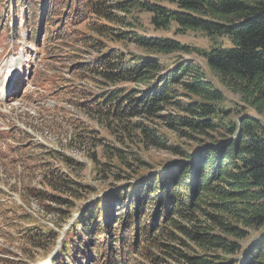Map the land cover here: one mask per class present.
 Wrapping results in <instances>:
<instances>
[{"label":"trees","instance_id":"obj_1","mask_svg":"<svg viewBox=\"0 0 264 264\" xmlns=\"http://www.w3.org/2000/svg\"><path fill=\"white\" fill-rule=\"evenodd\" d=\"M45 1L68 11L67 19L94 18L87 33L76 32V42L98 55L79 59L81 49L76 47L70 55L73 74L77 71L102 90L82 93L85 111L127 147L176 158L129 187L88 199L74 223L79 231L71 249H62L51 264H88L92 251L100 257L106 237L105 248L116 256L132 247L148 264H264V0H31L33 24ZM24 2L19 0L21 6ZM143 13L151 16L156 30L170 31L175 25L181 34L200 32L212 48L198 50L169 38L140 35L137 14ZM52 16L53 23L63 22ZM50 36L51 42L66 40L60 34ZM31 37L37 40L38 32ZM104 43L135 44L156 56L195 54L240 104L227 107L224 92L193 62L178 59L168 68L156 56L122 52ZM105 155L132 168L127 151L110 146ZM92 161L105 175L111 170L96 157ZM47 174L48 191L34 195L54 205V211L66 213L56 206L70 210L73 200L94 192L67 173ZM253 234L256 238L245 246ZM24 238L38 248L44 241L57 242L59 234L34 229Z\"/></svg>","mask_w":264,"mask_h":264},{"label":"rangeland","instance_id":"obj_2","mask_svg":"<svg viewBox=\"0 0 264 264\" xmlns=\"http://www.w3.org/2000/svg\"><path fill=\"white\" fill-rule=\"evenodd\" d=\"M24 1L21 6L19 0H0V264H51V259L59 256L62 249H71L75 233L79 231L74 223L88 199L99 198L115 188L129 187L141 176L154 173L155 168L176 158L160 151H145L136 145L127 147L119 135L113 134V130L107 129L81 106L86 101L82 93L102 92L95 81L85 80L69 68L73 65L70 55L74 47L81 49L79 59L89 60L98 55L97 51L76 42L79 36L76 32L87 33L94 18L88 21L84 17L67 19L68 11L63 12L54 2L48 5L49 1H45L46 7L40 10V18L33 24V14L28 8L31 0ZM141 1L157 3L156 0ZM159 4L175 9L167 3ZM52 15L61 17L63 22L53 23ZM137 16L142 24L137 29L140 35L169 38L198 50L212 48L211 40L200 32L181 34L175 25L170 31L156 30L149 14ZM33 29L38 32L37 40L31 37ZM51 33L63 35L65 42H51ZM105 45L122 52L156 56L135 44ZM156 57L168 68L174 67L178 59L201 66L224 92L227 107L240 104L237 96L209 74L203 58L195 54ZM120 87L134 88L133 85ZM80 89L83 92H79ZM250 114L255 116L253 112ZM182 143L187 146L186 142ZM190 145L195 147L193 143ZM110 146L127 151L131 169L120 165L116 159L110 162L105 158ZM92 157L101 164L108 163L111 170L106 175L99 172ZM49 170L67 173L84 186L92 187L94 192L84 194L83 200H73L70 210L56 206L66 213L54 211V205L43 203L34 195L48 191L45 181ZM34 229L52 230L59 234V239L52 244L44 241L34 248L24 238L26 231ZM256 236L253 234L244 245H250ZM105 242L100 246L103 250H98L102 252L100 257L92 251L94 259L88 264H148L136 256L132 247L118 250L116 256L108 246L105 248ZM115 258L117 263L113 262Z\"/></svg>","mask_w":264,"mask_h":264}]
</instances>
